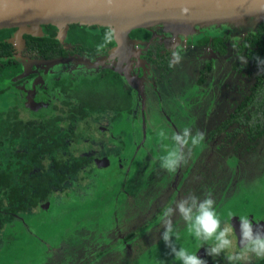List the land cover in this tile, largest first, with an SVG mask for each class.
Returning a JSON list of instances; mask_svg holds the SVG:
<instances>
[{
	"label": "rangeland",
	"instance_id": "374dc122",
	"mask_svg": "<svg viewBox=\"0 0 264 264\" xmlns=\"http://www.w3.org/2000/svg\"><path fill=\"white\" fill-rule=\"evenodd\" d=\"M261 24L254 26L256 31ZM239 34L230 37L228 54L214 59L209 49L187 53L190 40H154L166 50L178 48L182 59L166 82L149 92L145 89L142 117H120L113 125L112 117L94 114L74 122L83 153L101 160L105 143L120 142V161L113 155L106 168L86 163L45 206L6 223L0 229V264H179L160 239L159 217L166 206H174L190 193L203 199L211 192L222 219L231 212L234 225L239 215L246 214L264 229V137L252 141L247 137L250 126L264 122V95L239 123L214 141L209 139L210 132L247 95L257 74V68L235 50L249 32ZM17 36L13 34V39ZM210 60L212 73L198 86L199 64ZM68 62V69L77 71L96 67L95 62L75 57ZM184 127L204 132L205 140L193 150L187 165L169 173L161 168L160 157L172 141L158 132L164 130L170 136ZM101 142L104 146L95 150ZM173 220L181 235L177 245L204 258L207 245L201 246L189 235L184 223H177L178 217ZM234 243L238 250L235 238ZM221 257V264H228L225 254ZM262 261L253 258L250 263Z\"/></svg>",
	"mask_w": 264,
	"mask_h": 264
},
{
	"label": "trees",
	"instance_id": "16d2710c",
	"mask_svg": "<svg viewBox=\"0 0 264 264\" xmlns=\"http://www.w3.org/2000/svg\"><path fill=\"white\" fill-rule=\"evenodd\" d=\"M95 29L96 27L71 25L65 41L92 54L97 46L103 43V36L107 30L102 28L99 33L92 32ZM42 30L43 37L26 36V39L43 57H54L56 50L52 48L61 44L57 39V29L53 26H43ZM10 32L14 31H0V81L8 80L19 73L14 61L10 59V46L2 42ZM129 37L140 42H148L151 33L144 29H135L130 32ZM208 42L209 38L201 36L197 40V45L204 46ZM210 43L219 56L224 57L228 54V39L218 37ZM113 47L115 41L106 48ZM236 51L257 68V74L244 99L211 132L209 139L212 141L232 125L239 123L255 105L256 100L264 95V65L258 69L255 59L257 56L264 59V25L259 27L257 34L247 37L237 45ZM145 56L149 64L155 68H159L162 64L161 78L172 70L169 56L157 55V57L153 49H150ZM212 65L208 63L204 66L199 78L200 84L209 77ZM102 78L104 80H101ZM88 82L90 81L85 80L83 84ZM124 82L118 73L107 71L90 83L97 96L103 92V87L111 86L118 97L123 98L127 95L131 101L133 96L126 92ZM81 120L85 121L86 116L75 115L66 119L59 117L21 119L0 116V229L6 223L15 220V216L24 215L45 205L49 197L53 193L62 191L68 179L75 176L87 163L76 146L78 132L74 122ZM247 137L249 141L263 138L264 122L250 126Z\"/></svg>",
	"mask_w": 264,
	"mask_h": 264
},
{
	"label": "flooded vegetation",
	"instance_id": "af4514ba",
	"mask_svg": "<svg viewBox=\"0 0 264 264\" xmlns=\"http://www.w3.org/2000/svg\"><path fill=\"white\" fill-rule=\"evenodd\" d=\"M87 28H92V27H87ZM258 29L255 33L247 34L243 38V40L237 45L241 44L247 37L257 34ZM10 30H13L15 32L14 29H10ZM14 32L12 33L10 32L8 37L2 39L3 43H6L7 45L10 46L9 48L11 53L10 59L14 61V64L19 69V73L14 75L12 78L5 81H0V116H4V117L13 116L21 119H29L31 117H38V118L59 117L61 119L63 118L66 119L69 116L83 115L86 116V120H88V118L94 114H101L112 117L113 123L111 124L113 125L115 121L120 117L121 119L122 117H125L129 119L137 120V118L142 117V110L144 108V105L146 104L145 89L148 90V92L150 90H154L156 85L166 82V80H168L171 74L175 71V65H172V70L169 73L165 74L163 78H161L160 72H162V64H160L159 68H155V66L150 65L149 62L146 60V56H145L146 53L150 49H153V52L156 56L157 55L164 57L169 56L170 62L172 61V50L169 49L166 50L165 47L161 44L158 43L154 44L153 42L156 41L153 40L151 45L147 49L141 52V55L139 57L142 62L137 64L134 63L133 71H131V73H135V75H137L143 80L141 86L142 88L141 92H139L138 89H135L131 84L124 82V88L126 92L128 93V95L133 96V99L131 101L130 99H128L127 95H124L123 98L118 97L111 86L103 87L104 89L103 92L99 93V95L97 96L95 95L93 91L94 87L91 86L90 82L96 79L98 75L103 74L107 71H112L114 73H117L114 70L115 66H113L112 64V62L114 61L116 62V59L113 60V58L110 57V52L112 48L111 49L105 48L103 53H98V52L96 53L95 51L92 54H90L88 51H82L79 49V47H75L71 44H67L66 43L67 41H65L64 43H61L59 47L54 46L52 48L56 50V54L54 57L45 58L43 57V55L40 54V52L37 49H35L32 45L30 46L29 41L26 39V36L28 35L23 36L22 40L13 39ZM92 32L99 33L100 30L97 29L96 27V29L93 30ZM199 37L201 36H198L196 37L195 40L193 39L188 42L191 48L190 50L187 51V53L189 51L195 52L194 49L199 50L201 48L202 52L205 51L206 49H209V51L213 56V59L214 56L218 58H224L219 56L213 50L210 43L214 38H218V37H213L211 41L209 40L208 44L204 46L197 45V40ZM219 38L228 39L227 45L229 52L231 48L230 44L232 43L231 42L232 39L230 37H219ZM132 40L138 41L136 39H132ZM237 45L235 46V50ZM202 52L200 53L201 57H202ZM71 57L81 59L82 61H88L91 64L95 62L96 67H93L92 69L86 71L83 70L77 71V69H74V67L72 69H68L67 65L68 63H70L68 62V59ZM108 57H110L111 60H108L107 59ZM103 59L106 60L103 61ZM188 59L189 58L186 59V62L188 61ZM202 59L205 58L202 57ZM208 63L213 64L214 62L213 60H210L204 63V65L199 64L197 70L198 86L202 85L199 83L200 74L204 66ZM80 64H82L83 67H86L83 65V63ZM250 64L252 65V63ZM63 68H67V69L61 70ZM212 70L210 72V75L212 73ZM154 77L156 79H153ZM209 77L207 78V80L209 79ZM85 80L90 82H88L87 84L85 83L83 84ZM101 80L104 79L102 78ZM207 80L205 82H207ZM234 109L232 110V112L234 111ZM152 118L155 119L154 116ZM103 132L105 133V131ZM80 138H81L80 135L77 134L76 146H78L79 148L80 155L86 158L87 163H93V164L97 163L99 164L100 167L106 168L109 167L110 165L109 157H114L113 155L117 156L115 157L116 161L118 162L120 161L121 159V157H119L120 149H121L120 142H115L113 140L115 142L114 144H112L111 142H107V143L101 142V144L97 143L95 150L96 148L98 149L99 146H104L107 144L106 152L104 153L103 156H101L102 157L101 160H99L96 157H92L90 153H83V151H81L80 145L78 144ZM252 212H251V217L254 214V213L252 214ZM234 225L235 228L237 227L239 229L238 221L236 219ZM235 228H234L235 242L236 245L240 247L239 235L237 236ZM237 233L239 234V232ZM202 255H204L203 256L204 258L209 257L205 254V250H203ZM211 259L212 260L205 259L207 261V264H221L224 261L223 257L221 256L217 257L216 259L212 257ZM250 264H252V262ZM259 264H264V263L261 262Z\"/></svg>",
	"mask_w": 264,
	"mask_h": 264
},
{
	"label": "water",
	"instance_id": "95a60500",
	"mask_svg": "<svg viewBox=\"0 0 264 264\" xmlns=\"http://www.w3.org/2000/svg\"><path fill=\"white\" fill-rule=\"evenodd\" d=\"M261 23L264 0H0V30L14 29L18 40L25 35L43 37V26L55 27L60 43L71 25L113 29L114 70L139 92L143 80L131 74V64L142 62L139 56L153 40L173 37L187 42L205 36L211 41L255 33L254 26ZM135 29L149 31L150 41L132 40L129 34Z\"/></svg>",
	"mask_w": 264,
	"mask_h": 264
},
{
	"label": "clouds",
	"instance_id": "9594fccd",
	"mask_svg": "<svg viewBox=\"0 0 264 264\" xmlns=\"http://www.w3.org/2000/svg\"><path fill=\"white\" fill-rule=\"evenodd\" d=\"M182 11L187 13L188 9L184 8ZM114 41L115 32L108 28L104 33L103 43L97 46L96 51L103 52ZM181 59L180 50L178 48L173 50L171 65L179 64ZM255 59L258 69L264 65V59L258 56ZM158 135L172 141V147L160 157L161 168L169 173H175L180 167L187 165L193 150L205 140L204 132L198 130L193 133L189 127L173 132L170 136L164 130H160ZM174 217H178L177 223L179 221L184 223L188 234L194 237L201 246L207 245L205 247L207 256L215 258L225 254L228 264H250L253 258L264 260V229L257 228L248 215H239L240 247L237 250L234 243L235 225L230 222L234 214L229 212L227 219H222L217 212L216 201L209 192L203 199L190 193L176 201L174 206H166L159 217L163 227L160 239L169 250L168 254L179 261V264H207V261L195 252H190L187 248L177 245L181 235L174 224Z\"/></svg>",
	"mask_w": 264,
	"mask_h": 264
},
{
	"label": "crops",
	"instance_id": "0c3cea01",
	"mask_svg": "<svg viewBox=\"0 0 264 264\" xmlns=\"http://www.w3.org/2000/svg\"><path fill=\"white\" fill-rule=\"evenodd\" d=\"M46 204H47V203H46ZM46 204H45V205H46ZM45 205H44V206H45ZM17 217H18V218H15L16 220H21L22 215H19V216H17Z\"/></svg>",
	"mask_w": 264,
	"mask_h": 264
},
{
	"label": "bare ground",
	"instance_id": "6f19581e",
	"mask_svg": "<svg viewBox=\"0 0 264 264\" xmlns=\"http://www.w3.org/2000/svg\"><path fill=\"white\" fill-rule=\"evenodd\" d=\"M237 232H239V229L236 227Z\"/></svg>",
	"mask_w": 264,
	"mask_h": 264
}]
</instances>
